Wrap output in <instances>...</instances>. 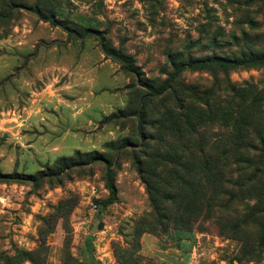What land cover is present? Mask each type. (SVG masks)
I'll return each instance as SVG.
<instances>
[{"label": "rangeland", "instance_id": "1", "mask_svg": "<svg viewBox=\"0 0 264 264\" xmlns=\"http://www.w3.org/2000/svg\"><path fill=\"white\" fill-rule=\"evenodd\" d=\"M249 54L264 0H0V258L264 264L232 231L263 236L264 159L250 185L244 167L264 157V66L188 68L158 94L179 63ZM213 163L234 194L221 204Z\"/></svg>", "mask_w": 264, "mask_h": 264}, {"label": "trees", "instance_id": "2", "mask_svg": "<svg viewBox=\"0 0 264 264\" xmlns=\"http://www.w3.org/2000/svg\"><path fill=\"white\" fill-rule=\"evenodd\" d=\"M28 10L34 13L41 20L48 21L51 24H56V25L61 24L60 21H57L54 16H44L43 13L37 8L36 5L34 6V8L28 9ZM62 28L68 31V29L65 26H63ZM101 50L105 56L112 58L116 62H118L122 66L123 69H126V70L129 69V61L127 57L122 55L120 52H115L105 46H102ZM203 66H208V67L214 66V67L222 68L225 70L235 69L239 67L250 68V67H256V66H264V54H255V55L249 54L247 57H239V58H230V57L214 55V56L206 57L203 59H193V60L187 61L186 63H179L177 66H175L174 71L169 77V79L166 81L165 86L161 88L160 91H158V94H162L169 87V84L172 83L179 76V74H181L184 70L188 68H199ZM263 159L264 157L259 154L258 158H256L254 166L249 161L246 162L247 167L245 166L244 169H246L245 172L247 174V180H246L247 185H250L252 182H254L257 179L258 175L261 174V165H262ZM251 161L253 162L252 158H251ZM211 165H213L212 168L206 167V166L202 167V171L206 172V176L204 177L205 185L206 186L208 185V188L212 189L210 198L215 199L217 203L221 204V202L224 201L227 195H229L231 199V197L234 194L227 193L224 190L226 188L224 187L225 186V183H224L225 168L220 167L219 169V167L214 163ZM215 177H218V181H216ZM7 178H11V177H7ZM105 186H106V189L108 190V196L106 200H104L101 203L103 207L110 206L113 203H115L117 200V190L115 187L112 169L110 165H108L105 169ZM191 192H192V196L194 197V201H197L195 205L200 206L199 203L203 202V200L202 199L198 200L197 189H192ZM202 198H204V196ZM226 202L230 203V201H226ZM154 208L156 209L155 206ZM257 213L261 214L262 216L261 227H262L263 236L261 237L260 241L258 239V242L256 244H249L247 231L240 232L239 229L232 230L235 233V236L236 237L240 236L244 244L246 245V247L249 248V252H248L249 255L260 253L261 246L264 244V206L258 207ZM237 214L238 213H235L233 214V216L236 217ZM246 219L247 217H244L242 219V223H245ZM0 264H11V262L8 257H1Z\"/></svg>", "mask_w": 264, "mask_h": 264}]
</instances>
